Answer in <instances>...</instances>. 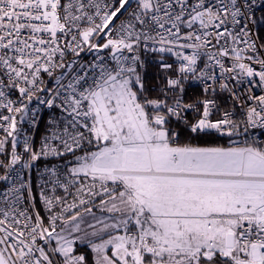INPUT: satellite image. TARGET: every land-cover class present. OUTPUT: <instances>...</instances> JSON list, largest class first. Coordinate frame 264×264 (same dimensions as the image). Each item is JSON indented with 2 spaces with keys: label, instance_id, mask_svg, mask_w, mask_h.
<instances>
[{
  "label": "snow or ice",
  "instance_id": "1",
  "mask_svg": "<svg viewBox=\"0 0 264 264\" xmlns=\"http://www.w3.org/2000/svg\"><path fill=\"white\" fill-rule=\"evenodd\" d=\"M0 264H264V0H0Z\"/></svg>",
  "mask_w": 264,
  "mask_h": 264
},
{
  "label": "built area",
  "instance_id": "2",
  "mask_svg": "<svg viewBox=\"0 0 264 264\" xmlns=\"http://www.w3.org/2000/svg\"><path fill=\"white\" fill-rule=\"evenodd\" d=\"M41 131H42V129H41Z\"/></svg>",
  "mask_w": 264,
  "mask_h": 264
}]
</instances>
